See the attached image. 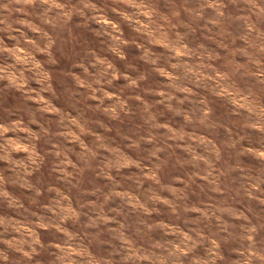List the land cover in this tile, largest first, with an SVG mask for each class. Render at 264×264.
<instances>
[{
  "label": "clouds",
  "instance_id": "1",
  "mask_svg": "<svg viewBox=\"0 0 264 264\" xmlns=\"http://www.w3.org/2000/svg\"><path fill=\"white\" fill-rule=\"evenodd\" d=\"M0 264H264V0H0Z\"/></svg>",
  "mask_w": 264,
  "mask_h": 264
}]
</instances>
